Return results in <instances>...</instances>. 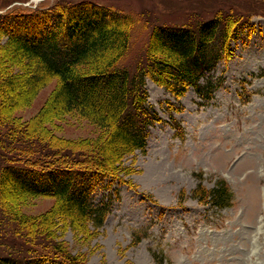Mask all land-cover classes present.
I'll return each instance as SVG.
<instances>
[{"label":"rangeland","instance_id":"374dc122","mask_svg":"<svg viewBox=\"0 0 264 264\" xmlns=\"http://www.w3.org/2000/svg\"><path fill=\"white\" fill-rule=\"evenodd\" d=\"M82 3L135 20L121 62L132 71L145 62L158 26L191 27L220 12L246 23L230 42L229 60L201 81L222 80L212 101L205 103L193 88L176 98L146 79L148 104L163 122L149 128L146 153L136 151L114 165L125 184L105 178L90 186L95 204L111 203L102 227L78 229L54 211V198L0 187V257H52L23 264H264V0H0V28L37 35L56 21L54 8L76 11ZM5 42L0 32V171L7 164L93 165L95 157L83 154L107 131L74 112L40 123L38 114L58 81L27 99L3 87L11 73L29 72L26 62L15 63L3 51ZM18 147L27 149L19 154ZM39 180L47 184L45 177ZM218 180L233 194L231 207L194 199L198 185L209 190Z\"/></svg>","mask_w":264,"mask_h":264},{"label":"trees","instance_id":"16d2710c","mask_svg":"<svg viewBox=\"0 0 264 264\" xmlns=\"http://www.w3.org/2000/svg\"><path fill=\"white\" fill-rule=\"evenodd\" d=\"M78 8L82 10L76 11L82 14L74 13L75 8L66 12L54 8L51 12L56 21L37 35L10 34L6 27L0 28L6 37L3 51L15 63L26 62L29 71L11 73L1 85L27 99L56 79L55 90L38 114L39 122L74 112L106 130L107 135L88 149L90 154H83L95 157L89 167L73 170L77 164L69 161L35 166L7 164L0 171V187L19 196L54 198V211L63 214L72 226L86 229L89 224L102 227L111 213L110 202L95 204L91 200L92 183L110 178L113 183L125 184L114 173V165L136 151L146 153L149 128L163 122L148 104L146 79L176 98L193 88L205 103L212 101L222 80L201 81L219 61L229 60L230 42L238 38L246 22L244 17L223 16L220 12L191 27L158 26L151 34L145 62L132 71L121 62L129 52L135 20L119 12L109 14L106 8L88 3ZM7 147L3 149L15 152ZM26 149L18 147L16 151L23 154ZM41 177L47 184L40 183ZM74 180L84 187L80 189ZM193 195L216 209L231 207L233 201L224 180H218L209 190L200 184ZM1 196L4 199L2 193ZM47 218L49 222L53 219ZM32 257L52 258L45 254H32L22 261L0 257V264H23Z\"/></svg>","mask_w":264,"mask_h":264}]
</instances>
